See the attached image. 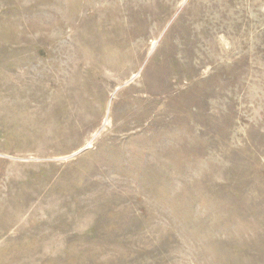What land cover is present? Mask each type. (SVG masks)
Listing matches in <instances>:
<instances>
[{
    "label": "rangeland",
    "instance_id": "obj_1",
    "mask_svg": "<svg viewBox=\"0 0 264 264\" xmlns=\"http://www.w3.org/2000/svg\"><path fill=\"white\" fill-rule=\"evenodd\" d=\"M0 264H264V0H0Z\"/></svg>",
    "mask_w": 264,
    "mask_h": 264
}]
</instances>
